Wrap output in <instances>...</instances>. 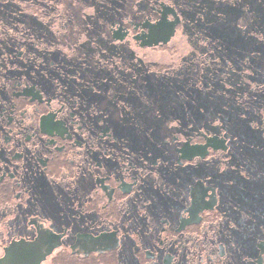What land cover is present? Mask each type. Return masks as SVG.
Returning a JSON list of instances; mask_svg holds the SVG:
<instances>
[{
    "label": "flooded vegetation",
    "instance_id": "flooded-vegetation-1",
    "mask_svg": "<svg viewBox=\"0 0 264 264\" xmlns=\"http://www.w3.org/2000/svg\"><path fill=\"white\" fill-rule=\"evenodd\" d=\"M137 1L0 0V264H264V0L214 2L171 67L193 1Z\"/></svg>",
    "mask_w": 264,
    "mask_h": 264
},
{
    "label": "rangeland",
    "instance_id": "rangeland-1",
    "mask_svg": "<svg viewBox=\"0 0 264 264\" xmlns=\"http://www.w3.org/2000/svg\"><path fill=\"white\" fill-rule=\"evenodd\" d=\"M193 1V7L191 12H184L181 16L182 22L180 26L178 27L175 36L172 38V40L169 42L167 47H164L163 49H158L157 52H155V57L151 58L152 61H158V62H169V67L175 65V64H183L190 62L194 60L195 58L202 56L203 52L205 51L206 44L205 42L198 38L193 32L190 31V28L195 23V17L197 15H202V17L207 22H212L213 19L217 18L219 15H217L218 12L221 11H215L213 10L214 2L218 0H192ZM13 3L21 4L23 6L22 0H12ZM157 2H163L165 4H169V0H138L137 1V9H142L146 6H151L154 3ZM80 1H78L77 10L78 12H82L86 16L94 15L98 12L97 9H95L94 6L87 7V8H80L79 6ZM20 6V5H18ZM245 7V5H243ZM70 7V6H69ZM225 10L228 8L226 6H222ZM203 21V20H202ZM214 22V21H213ZM191 26V27H190ZM256 39V38H255ZM258 41V40H257ZM261 41V40H259ZM246 43L238 44L234 42V45L244 46ZM238 51V50H237ZM240 55L237 56L236 49H233V52H225L223 54L222 59L220 60V64L222 66H225L226 71L225 74H223L222 79L220 81V90L217 91L221 97L220 102L222 104H227L225 106L226 110L219 111L221 116L224 119H227L225 123H228L233 115L230 117V113L228 112L231 107H229V103L227 98L232 94V92L240 93V88H243V86L248 85V76L249 72L246 69V67L242 69H235V63L237 62L238 66L241 65L239 62ZM246 63V62H245ZM262 66V65H261ZM255 71L258 72L261 67L259 64H254ZM209 71V68L201 69L200 73L201 76H205ZM177 85V84H174ZM255 84H250V86H254ZM178 86H181L179 84ZM213 88V87H212ZM235 88V89H234ZM208 89V87H207ZM236 90V91H235ZM228 96V97H227ZM210 105V101H206V105H201L200 109L205 110L206 107ZM179 116H182L181 109L176 110ZM260 111V109H259ZM181 118V117H180ZM186 119V116L184 117ZM189 118L193 119L191 121H194L196 118L193 116H190ZM188 118V119H189ZM233 119V118H232ZM243 119H247V117H244ZM214 120V119H213ZM250 121V120H249ZM248 121V122H249ZM180 122V121H179ZM177 120L173 121L171 125H181ZM178 123V124H177ZM243 123V122H242ZM213 124V123H212ZM239 125V124H238ZM220 130V127L218 124L214 123L210 128H208L206 132L209 135L215 134L217 131ZM215 132V133H214ZM223 132V131H222ZM221 132V133H222ZM227 134L231 135V128L230 131H226ZM178 136H185L188 135H197L196 132H193L192 130L182 132L178 131L174 133Z\"/></svg>",
    "mask_w": 264,
    "mask_h": 264
},
{
    "label": "water",
    "instance_id": "water-1",
    "mask_svg": "<svg viewBox=\"0 0 264 264\" xmlns=\"http://www.w3.org/2000/svg\"><path fill=\"white\" fill-rule=\"evenodd\" d=\"M171 33H172V31H171V30H170V31H169V30L167 31V35H169V34H171ZM167 35H166V36H164V37H162V39H165V38L167 37Z\"/></svg>",
    "mask_w": 264,
    "mask_h": 264
}]
</instances>
